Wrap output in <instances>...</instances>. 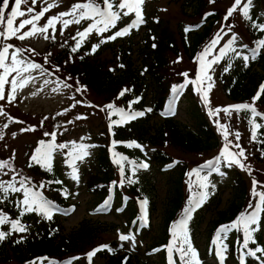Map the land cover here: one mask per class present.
Segmentation results:
<instances>
[{
    "label": "trees",
    "instance_id": "16d2710c",
    "mask_svg": "<svg viewBox=\"0 0 264 264\" xmlns=\"http://www.w3.org/2000/svg\"><path fill=\"white\" fill-rule=\"evenodd\" d=\"M208 1L195 0V2H189L188 4L194 6L195 9L188 15L186 14V9L185 16L189 17L190 20H194L196 16L202 17V15L205 16V14L212 12L221 15L222 12L215 10L204 12L208 6L207 3H210ZM97 2L102 3V0H97ZM195 3L198 6L194 5ZM186 5L185 8H187ZM230 19L231 17H229ZM217 21L218 16L214 17L212 15L199 25L200 29H197V33L186 30L183 33L181 31L183 46L182 49H179L181 51L185 50L187 56L191 57L193 53L196 55L202 45L208 43L211 37H215L218 31L217 29L215 30ZM161 23L157 24L154 28L151 25L153 24L152 22L146 24L145 45L139 48L143 65L147 68L146 70L141 69L139 71L133 69L134 63L131 60L133 51L129 47V54H125V56L119 58V63L123 65L122 68L126 66L123 63L124 61L129 63L127 68L125 67V71L121 72L120 75L113 74L108 69V65L112 66L115 72L117 68L116 66L113 67V63L116 57L113 59H102L101 53L96 55L95 51L89 55H96V58L89 57L85 53L89 47V43L84 42L85 40L76 52L71 50L76 44L72 48L67 46L64 50L60 51L55 56L52 68H48L41 61L56 77L64 78L69 84L73 83L74 87L77 85L84 86L93 95L95 94L103 98V100L108 101L105 105L101 106V110L103 109L104 125L101 128L100 135L95 139L98 154L94 160L95 163L90 171V175L85 182L88 193L93 196L91 203L95 209L99 207L103 198L108 195L107 193L111 187L115 186L116 189L125 190L123 193L130 196L128 210L124 213L128 222L139 215L137 202L142 198L149 200L145 218H152V213L157 211V203H155L149 187L154 189L155 185L149 186L144 181H140V175L143 171L132 169V167L128 166L127 161L130 159L137 164H151L153 161L155 167H158L159 170L162 168L172 169L167 172L169 175V186L165 197L166 204L162 207V228L158 230V234L151 238V243L147 245L148 250L159 246L167 247L171 244L172 225L182 217L184 208L188 207V202L194 198L195 193L208 192V189L199 187L198 182H203L202 178L206 177L205 167L207 163L214 161L225 145V141L221 140L217 134L214 127L215 124L213 121L208 120L206 113L201 108V103L197 99L193 88L189 89L185 96V111L192 122V130L187 129L184 125L175 121V119L161 118L162 120L157 121L156 125L152 123L156 117H160L170 106L174 96L172 91L173 86L178 87L181 84V80L170 85L167 83V73L170 71L167 56L169 53L177 54L178 48L175 44L174 33L171 31V28ZM254 23L255 20H247V25H249L251 34L253 35V43L249 45L251 51L257 48L259 40L264 39V32L253 27ZM79 39L80 37L78 36L77 40ZM154 44L155 47H153ZM114 48L109 49L114 50ZM121 51V47L115 50L116 54ZM231 59H233L232 52L229 51L224 56L223 61ZM140 72L145 76L147 74L150 75L148 83H146V78ZM227 79L229 78L227 77ZM262 84H264V48H261L255 56L250 54L248 63L244 66H239L238 70L234 71L230 81L224 84V91L230 102H234L235 104H251L253 102L252 98L257 94ZM76 89L81 92V89L77 87ZM123 89H130V91L121 97L119 93ZM150 94L151 98H149ZM109 104H113L117 109L131 112L145 111L146 114L122 126H113L110 132L109 109L105 107ZM255 107L259 112L264 113V93L261 94L260 99L255 101ZM149 108H151L150 112L147 111ZM241 114L246 126H248L249 130H252V125L248 122L251 118L250 113L246 114L244 111H241ZM111 119L119 120L120 116L119 114H113ZM256 122L264 125V119H261V117H256ZM256 131L257 139L264 140V126ZM112 132L115 133L114 136ZM112 140L122 143L117 144L113 148ZM132 141L139 143L141 146H148L151 148L150 153L145 155L135 147H127V144ZM61 143L65 142L62 141ZM254 144V155L259 163L264 164V155H262L264 144L256 142ZM172 148L175 150L173 154L169 152V149ZM230 148H232L231 145ZM114 152L128 158L127 161L123 162V176L121 175L120 166L114 162ZM174 153L195 157V161L188 163L186 160L175 156ZM219 165L220 169L230 178L229 186L232 188V196L227 206L216 212L213 218L208 221L205 232L206 244H213L217 229L222 225L234 221L247 208L250 200L252 203L254 202L251 196L253 179L255 178L259 182L264 183L263 179L260 180L259 175H255L254 170L256 167H249L251 169V175H249L248 171L241 169L239 166L233 165L232 167H227L223 158ZM197 168L200 169V177L194 174L190 176L189 174L193 173ZM20 172L23 176L30 177L25 171L21 170ZM31 172L34 175H32L31 184L38 187V191L42 194L45 191L50 192L51 195L48 199L54 206L68 208L70 197L64 196V193L58 187L56 183L58 176L54 171V166L53 170L48 172L39 165H33ZM35 176L44 178L45 180L41 183L40 179ZM129 179L135 182L129 184ZM121 181H123L122 184ZM40 184H44L45 186L40 188ZM16 199L17 197H9L7 201L0 204V209H3L11 219H21V223L25 224L28 230L24 233L12 232L9 237L2 241L3 247L0 248V264H32V262L43 264L47 261H63L75 256L83 258V254L86 253L87 256L89 252L93 251L97 245L103 242L101 236L108 232L107 226L104 223H99L92 219L83 220L78 228L66 233L58 215L52 214V219L47 220L34 212L25 214L21 218L19 216L20 210L15 204ZM211 203H214V200ZM220 204L221 200L219 197L214 205L217 208ZM262 220V227L264 229V217ZM0 230L10 231L11 226L10 224H5L0 226ZM233 232L234 234L224 242L228 245L227 252L231 255L232 259L236 256L237 247H241V244L237 241L242 242L243 239L242 233ZM254 236L257 243L255 245L250 243V248H255L263 242L264 232L262 233L259 230ZM18 240L20 241L19 243L16 242ZM213 245L216 246L215 244ZM102 255L106 259L104 264L148 263L146 259L145 262L142 257L129 252L121 253L112 250L111 252L106 251ZM257 255L259 256L260 253H257ZM145 256L147 255L144 253L143 257ZM154 257H156L157 264H168L166 251ZM79 262H83V259H80Z\"/></svg>",
    "mask_w": 264,
    "mask_h": 264
},
{
    "label": "rangeland",
    "instance_id": "374dc122",
    "mask_svg": "<svg viewBox=\"0 0 264 264\" xmlns=\"http://www.w3.org/2000/svg\"><path fill=\"white\" fill-rule=\"evenodd\" d=\"M77 2H86V0H47L46 3L45 0H37L35 12H39L42 8L47 7L49 3L58 5L51 8L47 12L46 16L37 22V27H43L50 17L58 15L61 12L68 11L71 6ZM189 2H195V0H145L143 5V17L145 22L148 19L147 17L153 20H155L156 17L160 18V21L162 22L161 24L165 26L168 25L174 33L175 44L177 45L178 52L177 54L169 53L167 56L170 70L167 73V83L169 85L177 83L182 77V74L191 70L192 66L196 63V61L193 60L195 53H193L190 57L185 54V50H180L183 46L181 31L184 33L187 28L194 27V24L198 23L201 19V16H196L194 20H190L189 17L187 18L185 16L186 9L187 15L191 14L195 9L194 6H190L188 4ZM233 3L234 0H216L213 4L207 3L208 6L204 12L215 10L223 13L228 10ZM30 5L31 0H29V5H22L21 10L26 11V8ZM185 5L187 8H185ZM194 5L198 6L196 3ZM35 12L31 15H34ZM214 15L218 16V23L216 22L215 24L217 25L215 30L220 29L223 26L222 24H219L222 15H218L216 12ZM250 15H252L256 23H264V0H253V7ZM26 18H30V16L26 15L25 17H18L15 23L18 25L21 20ZM72 18L73 17L66 16L63 19ZM134 19L135 13H132L128 17H122V19L117 22L116 27L110 29L109 31H112L113 34L115 31L130 25ZM145 22L141 24L138 29H131L129 34L123 37H118L114 41L108 40L105 43H101V40H105L108 36H102L94 30L92 34L89 35V38L87 37L84 41L89 43V47L86 49L85 53L88 55L93 54L94 51L96 52V55L101 53L100 56H102V59H113L116 57L113 67L116 66L117 69L114 72V68L110 65H108V69L113 74L120 75L121 72L125 71L129 63L124 61L123 63L126 64V68H122L119 63V58L121 56H125V54H129V47H131L133 51L131 57V60L134 63L133 69H137L139 71L141 69L146 70L147 68L144 67L142 62V55L140 54L141 51H139V48L145 45ZM89 23H91V21H82L79 25L72 24L67 28H64L61 22H57L55 28L48 29L46 34L49 36V39L47 40L43 38V35L37 34L24 40H19L13 37L9 40H5L4 44H9L10 42L12 44L17 43L24 50H26V54L37 61L41 60L48 68H52L55 56H57V54H59V52L64 50L67 46L72 48L76 44L77 37L79 36L78 33L84 31ZM151 25H153L154 28L157 24L153 23ZM228 25H232V31L228 33V35L223 36V39L217 44V49L205 58V62L210 61L215 56L219 55L220 49L224 47L232 34H238L239 39L233 47H235L237 51L241 52V57H236L235 53L232 52L233 59L225 61L220 60L218 63L212 65V70L208 73L212 76L211 82L214 84L209 92L210 104L206 105L202 99L201 92L196 90L201 102L203 103V108H206L207 111L214 108L222 109L227 106L234 105V103L230 102L226 96L224 84H227L230 81L233 77L234 71L236 69L238 70L239 66H244L250 60L249 45L253 43V35L251 34L249 25H247V20L243 18L239 9H237L231 19L225 24V32L228 30ZM29 28H31V25L26 26L21 30V32L28 31ZM53 36L55 39H52ZM73 37L76 39H73ZM97 44H99V47L94 49V46ZM241 45H248V47L241 48ZM118 47H121L122 51L116 54L115 50H117ZM109 48H114V50ZM14 49L15 48L9 49V56H11ZM33 49L35 50L34 52L31 51ZM96 55H89V57L96 58ZM243 55L249 56L247 62L242 59ZM45 57H47V60H45ZM18 58L23 59L25 62H34L29 57L23 56L22 54H19ZM229 65L230 67H228ZM42 68L45 70L43 74H41L39 69L31 70L30 73H25V75L30 74L35 77V80L31 81L23 89H18L16 98L13 102L8 103L6 100L0 101V107H2L6 113V115H0V133H2L4 137L0 140V160L9 159L14 156L13 167L18 171H25L32 179L33 174L30 170L31 167L28 166L30 156L33 154L35 148L39 146L38 142L40 140H51V137L44 135L45 132H56L57 142L61 143L64 141L69 144L68 149H63L62 152L58 151L54 154V171L58 176L57 181L61 182L57 183V185L64 193V196L70 197V202L72 203L69 204H74L76 206L75 209L60 212V222L62 223L63 228H65V232L67 233L78 228L79 224L83 220L92 219L93 221L104 223L107 226L106 229L108 230V233L103 234L101 239L102 241L107 242L110 248L113 247L119 250H134L139 253L138 256L143 255L145 245L150 242L151 237L158 234L157 230L162 228V207L166 204L165 197L169 186L168 173L164 171L163 168L159 170L158 167H155L153 161L149 164L147 169H142L143 173L140 175L139 180L144 181V183L149 184V186H152V184L155 185L154 189L149 187L153 194L155 203H157V211H154L152 217V231L150 234L146 232L144 235L134 236V243L131 240H120L119 237L121 235H130L128 232L130 228L124 221V216L114 215L112 211L106 214H94L93 205L91 203L93 196L88 193L87 186L85 184L90 175V171L94 166V160L98 154L95 139L100 135L102 131L101 128L104 125L101 106L105 105L108 101L103 100V98L96 96L95 94L93 95L89 89L84 86L75 85L77 88L81 89V93L77 92L73 83L71 84L74 88L71 89L70 87H65L64 85L66 83L49 74L44 67ZM226 68L228 69L227 71H225ZM141 74L144 78H146V83H148V77H150V75L147 74L145 76L143 73ZM13 75H15V73H13ZM227 77L229 79H227ZM8 79L11 80L12 77L10 76ZM45 80L49 81L47 85L44 84ZM206 86L207 85L205 83L204 87ZM9 88L10 85H5L6 96ZM54 88L58 89V91H53ZM33 93L36 94L33 95ZM151 97L152 96L150 94L149 98ZM185 109L186 103L185 99H183L181 102V108L178 110L175 120L181 123V125H184L187 129L192 130L193 125L188 114H186ZM58 113L60 115H58ZM77 116H83L86 117V119H76ZM209 117L215 124L214 127L216 128L217 134L221 140L224 141L225 139L223 133L218 125H227L230 133L228 139L232 141L233 145L239 143L246 150L245 155L247 156V160L243 162L248 167H256L254 170L255 175H259L260 180H264V164L261 162L259 163L258 159H256L254 155L255 142L251 140V130H249L248 126H246L241 112L237 113L232 111L231 116H228L222 111L218 116L210 115ZM160 120L161 119L156 117L152 123L156 125L157 121ZM69 121H73V123H69ZM5 125H7V127H5ZM28 128H34L35 130L23 131V129ZM65 128L67 131H65ZM235 132L240 133L239 141L235 140V136L233 135ZM82 137L84 139H81ZM71 141H76L78 144L83 143L85 145H94V147L87 148L89 153L88 156H86L83 160H77L75 162L77 175L79 177L78 180H74L72 178V167L69 163L71 157L68 153L72 150ZM142 148L143 151L141 150V152L145 155L149 154L151 151V148L148 146H142ZM233 149L235 152L239 151V149L235 147H233ZM169 152L173 154L175 150L172 148L169 149ZM174 155L182 160H186L188 163L195 161V157L193 158L185 154L179 155L174 153ZM241 159L243 160V158ZM136 167L139 168L138 166ZM5 171L8 170L5 169ZM220 173L224 172L220 169L219 172L211 171V176H208L210 180L207 198L205 199L202 207L193 213L192 219L188 224L192 244L197 251L200 249L199 259H201L203 264H219L217 257L210 251L206 250L208 246V244H206L205 237L206 226L208 225V221L213 218L216 212L227 206L232 196V188L229 186L230 178L225 173L223 175ZM12 175H15V173L10 172L8 176L0 175V179L9 180ZM20 178V176L17 177L18 180ZM211 185H215V187L213 188ZM17 187H19L18 184ZM261 190V188L257 189V191ZM48 194L51 195L50 192H48L47 195ZM9 197L22 199V193L10 194ZM219 197L221 204L216 208L214 204L218 201ZM213 200L214 203H211ZM254 202L256 203V200H254ZM263 215L264 213L261 214L260 226V231L262 233L264 232L262 227ZM259 246L264 247V237L263 242ZM1 247H3V242H0V248ZM146 260L148 264H157L154 258L146 257ZM105 262L106 260L103 258V255H101V257L97 258L93 264H104ZM75 264H85V262ZM224 264H235V262L229 261L228 263L224 262ZM253 264L260 263L253 262Z\"/></svg>",
    "mask_w": 264,
    "mask_h": 264
},
{
    "label": "snow or ice",
    "instance_id": "6c2138e0",
    "mask_svg": "<svg viewBox=\"0 0 264 264\" xmlns=\"http://www.w3.org/2000/svg\"><path fill=\"white\" fill-rule=\"evenodd\" d=\"M37 0H31V5L26 8V11L21 10L22 5H29V0H11L12 6L10 7V0H0V101H7L11 103L16 98V93L18 89H23L27 86L31 81L35 80V77L29 75H25V73H30L31 70L39 69L41 74L45 71L42 66L35 62H25L23 59H19L18 56L22 51L20 48H15L12 52L11 56H9V49H13L14 46L12 44H4L5 40H9L13 37L24 40L29 37H33L37 34L43 35L44 39H49V36L46 34L49 28H55L57 22H61L64 28H67L72 24H81L82 21H91L88 26L78 33L80 39L76 41L75 47L71 50L76 52L78 48H80L82 42L86 39V37L91 34L94 30L103 34L108 32L110 29L115 28L117 22L122 19V17H128L132 13H135V19L131 22L130 25L115 31L112 35L106 37L105 40H101V43H105L108 40H115L118 37H123L130 33L131 29L139 28L141 24H143V5L145 0H102V3H97L96 0H86V2H77L71 6L68 11L61 12L58 15L52 16L47 20V23L43 27H37V22L44 17L45 13H47L51 8L58 6L54 3H49L47 7L42 8L39 12H35V5ZM47 0H45V3ZM210 3H214L215 0H209ZM242 5V7H241ZM253 7V0H234L233 5L227 10L224 20L227 21L229 17H232L233 14L239 9L242 13V16L245 20L252 21L253 17L250 15L251 9ZM34 15H31L34 13ZM7 13V14H6ZM29 15L30 18H26L20 21L17 25L15 22L18 17H25ZM214 15V13L205 14L204 19L207 16ZM66 16L73 17L72 19H63ZM31 25L28 31L21 32L26 26ZM228 30L225 32L224 26H222L216 36L209 42V44L205 47L201 56L198 57V61L200 63L199 76L195 81H188V83H195L197 85V91L201 92L202 99L206 105L210 104L209 92L211 88L214 86L212 81V76L209 75V71L212 70V65L218 63L223 56H225L229 51L235 53L236 57H241V52L237 51L235 47H233L239 37L238 34H232L227 43L220 49L219 55L215 56L212 60L205 62V58L212 53V50L217 46L220 40L223 39V36L228 35L232 31V25H228ZM253 27L257 28L261 32H264V23H254ZM189 29H186L188 31ZM19 33V35H18ZM223 34V35H222ZM52 39H55L53 36ZM73 39H76L73 37ZM99 44L94 46L98 48ZM155 47V44L153 45ZM248 45H241V48H247ZM261 48H264V39H261L257 42V48L252 49L253 56L259 52ZM31 51H35L34 49ZM50 55V53H49ZM242 59L247 62L249 59L248 55H243ZM47 60V57H45ZM123 67V65H121ZM230 67V65L228 66ZM228 69L226 68L225 71ZM15 73V75H13ZM182 75L187 76V73H183ZM12 77L9 80V77ZM49 83L48 80L44 81V84L47 85ZM206 83V87L204 84ZM5 85H10L7 96L5 95ZM65 87H71V85L65 84ZM185 87L184 84L180 86H173V93L176 94L180 92ZM53 91H58V89H53ZM130 91V89H123L119 96H124L126 92ZM264 93V84H262L257 92V94L252 98L253 102L251 104H237L227 106L225 108H214L209 110V115L218 116L220 112H224L228 116H231L232 111L237 113L244 111L246 114L250 113L251 118L248 120L249 124L252 125L251 130V140L256 143L264 144V140L257 139V129L261 128V123L256 122V117H261L264 119V113L259 112L255 107V101L260 99L261 94ZM36 93H33L35 95ZM174 103V101H173ZM109 109V120L111 121L109 124V131H112L113 126H122L125 123L131 122L139 117L145 116V111H125L124 109H117L113 104H109L105 106ZM103 110V109H102ZM147 111H151L148 109ZM113 114H119V120H112L111 116ZM169 114H175L174 109L170 107ZM0 115H6L3 108L0 107ZM58 115H60L58 113ZM76 119H86L83 116H77ZM22 123V122H21ZM69 123H73V121H69ZM220 130L223 133L225 139V145L220 154L215 158L214 161H209L206 165L208 168H213L214 164H219L221 159L226 162L227 167H232L233 165L239 166L241 169L248 171L249 175H251V169L243 162L247 160V156L245 155V149L239 144L236 143L233 145L232 141L228 139L230 133L228 131V127L225 124L218 125ZM7 127V125H5ZM34 128L23 129V131H34ZM65 131L67 129L65 128ZM15 135V134H13ZM45 136L51 137L50 141L40 140L38 142V147L35 148L33 154L29 158V167L33 165L41 166L45 171L51 172L53 170V160L54 154L58 151L66 149L69 147L68 143H57L56 142V132H45ZM114 136L115 133L112 132ZM235 136V140L239 141L240 133H233ZM3 134L0 133V140H2ZM81 139H84L83 137ZM72 150L68 153L71 157L69 163L72 167V178L74 180H78L79 177L77 175V169L75 166V162L77 160H83L86 156L89 155L87 148L94 147V145H85L83 143H77L76 141H71ZM119 143H122L117 140H112V146H115ZM235 147L239 149L237 152H233L230 148ZM127 147H135L139 148L143 151L142 146L135 141H132L127 144ZM262 155H264V151H262ZM114 162L120 166L121 175H124V167L123 162L127 161V157L114 152ZM243 158V160L241 159ZM14 156L9 159L0 160V175L8 176L10 172L15 173L12 175L9 180L0 179V204H3L5 201L9 199L10 194L22 193V199L17 198L15 201L16 207L20 210L19 216L22 218L23 215L28 213L35 212L37 215L41 216L44 219L51 220L53 214V205L52 202L46 199L43 194L34 190V186H29L31 184L30 177H23L21 172L13 167ZM139 168L147 169L149 164L141 163L138 165ZM7 169L8 171H5ZM215 171L219 172V168L216 167ZM196 175L200 177V169L197 168L193 173L189 175ZM223 175L224 173H220ZM21 178L18 180L17 177ZM203 182H198V186L204 189L209 187L207 178H202ZM135 181L129 179L128 183L132 184ZM56 183H61L60 181H56ZM123 181H121V184ZM17 184L19 187H17ZM253 187L251 190V196L253 200H256V203L253 204L252 201H249L247 208L242 211L237 218L230 222L229 224L220 226L216 231V238L213 240V244L216 245L215 256L217 257L219 264H224L227 259V251L228 245L224 243L228 238V234L230 232L242 233L243 239L241 241H237L241 244L240 248V256L239 261L240 264H247V257H255L257 260L264 261V247L256 246L255 248H250L249 244L255 245L256 239L254 234L260 230L261 226V214L264 213V183L259 182L255 178L252 181ZM260 186L261 191H257V186ZM45 185L40 184L39 187L43 188ZM213 188L215 185H211ZM208 193L206 191L201 193H195L194 198L190 199L188 202V207L184 208L182 217L176 221L172 225V242L167 246L168 252V261L169 264H176V259L173 258L174 253L178 256L180 264H203V262L199 259V253L197 249L192 244L190 230L188 228L189 221L192 219L193 213L202 207L205 199L207 198ZM198 197V198H196ZM147 199L141 201L142 210L146 212ZM107 206V202L105 207ZM5 224H10V231L0 230V242L4 241L7 237H9L12 232L24 233L28 230L27 226L21 223V219H11L10 216L0 209V226ZM120 240L129 241L131 240L133 243L135 242L134 236L131 235H121ZM19 243L20 241H16ZM107 248L109 252L112 251L107 245H102L93 251L87 254V258L89 260V264H91L92 257L96 255L98 251ZM159 251V249L154 250ZM257 253H260L258 256ZM46 259V258H45ZM78 259V258H74ZM35 264V262H32ZM71 264V260L68 262Z\"/></svg>",
    "mask_w": 264,
    "mask_h": 264
}]
</instances>
